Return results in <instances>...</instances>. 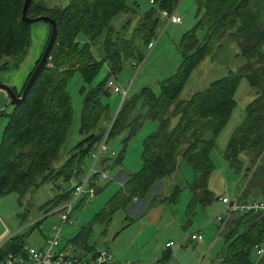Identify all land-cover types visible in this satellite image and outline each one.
<instances>
[{
	"label": "trees",
	"instance_id": "obj_1",
	"mask_svg": "<svg viewBox=\"0 0 264 264\" xmlns=\"http://www.w3.org/2000/svg\"><path fill=\"white\" fill-rule=\"evenodd\" d=\"M24 1L0 0V71L17 67L27 54L31 25L21 21ZM180 1L151 0L157 10L151 8L139 18L138 26L131 27L133 20L129 16H136L137 5H128V0H69L63 8H48L31 0L27 16L51 18L57 35L45 67L23 100L12 106L10 113L2 114L7 121L0 138L1 197L12 193L22 197L46 180L62 179L66 183L73 178L76 184L50 201L52 207L67 202L82 182L78 181V169L83 159L96 149L108 128L107 142L127 130L121 141L122 151L114 160L115 165H120L128 141L144 122L152 121L156 123L155 129L141 142L140 169L125 177L120 189L93 220L108 223L116 210L126 209L136 199H147L154 185L171 177L182 163L190 167L193 175L187 184L192 192L191 201L206 207L213 199L207 189L214 169L209 155L235 105L233 94L239 78L244 76L255 95L245 106L242 121L228 139L222 159L234 173H240L243 167L239 156L246 154L249 166L244 170L245 186L238 198L264 202V22L255 12L262 0H195V23L180 37L181 62L175 73L158 82L157 94L143 87L135 95L126 96L110 127H100L102 119L110 116L109 105L102 101L110 94L106 81L121 70L124 61L137 64L143 60L139 47L147 49L156 36L158 12H172ZM121 14L128 17L121 18L123 25L117 28L112 21ZM200 30H204L202 40L198 39ZM223 37L236 43L245 60L241 72H229L210 82L204 91L179 100L191 74ZM42 54L21 89L11 87L15 95L21 96ZM103 64L107 65V76L90 86ZM76 73L89 86L88 90L80 89L84 94L78 129L82 139L59 163L73 117L68 82ZM93 176L88 185L91 189L97 174ZM255 191L256 195H252ZM223 227H218L219 235L226 230L219 264H254L250 253L264 242V212L232 215ZM89 228L80 227L70 242L84 245ZM24 245L23 234L6 241L0 246V262L8 254L22 253ZM84 249L89 252L94 247ZM170 253L166 248L153 264H164Z\"/></svg>",
	"mask_w": 264,
	"mask_h": 264
},
{
	"label": "rangeland",
	"instance_id": "obj_2",
	"mask_svg": "<svg viewBox=\"0 0 264 264\" xmlns=\"http://www.w3.org/2000/svg\"><path fill=\"white\" fill-rule=\"evenodd\" d=\"M38 1L48 8H63L69 2V0ZM150 1L128 0V5H137L136 16L134 18L129 16L131 21L133 20L131 27H135L139 18L151 8L157 10L156 4H151ZM262 3L259 4L255 12H258L264 22V0ZM195 12V0H181L177 6V15L181 18V23L167 25L165 28L161 22L158 24L156 28L158 39L154 48L148 51L143 46L139 47V51L144 57L141 62L137 63L138 70L133 68L132 62L124 61L121 70L110 77L118 87L127 90V97L135 95L143 87H149L152 92L157 94L158 82L175 73L181 62L179 40L184 32L193 27ZM126 17L128 16L121 14L112 21V24L120 28L123 25H120L122 19L126 20ZM49 34V23L37 22L31 25L29 47L25 58L17 67L0 71V84L10 88L15 87L17 91L21 89L26 81L27 73L32 71L35 62L42 54ZM203 37L204 30H200L198 39L202 40ZM3 61L9 62V59ZM244 63L245 60L240 56L236 43L230 37H223L219 46L213 47L211 53L204 57L191 74L179 100H187L194 93L204 91L210 82L226 77L229 72H241ZM107 74V65L103 64L90 86L103 80ZM7 82H12V84L8 85ZM81 87H84L85 90L89 88L88 85L81 82L76 73L68 82L73 117L70 131L58 157L59 163L71 154L73 147L82 139L78 132L81 104L84 97L83 92H80ZM0 91L7 94L3 89ZM107 92L110 93L108 90ZM254 95L255 90L248 86L244 76L240 77L233 94L235 105L226 124L215 138L213 149L209 155L214 169L207 181V189L213 194L212 202L208 206L204 208L196 201H191L192 192L187 184L191 182L193 175L190 167L182 163L171 177L158 181L154 185L147 199L142 201L136 199L126 209L116 210L108 223L93 220L110 197L120 189L121 181L129 173H135L140 169L141 142L156 127L155 122L146 121L136 135L128 141L120 165H115L114 160L122 151L121 141L126 136L127 130L125 129L107 142L110 152H114L115 156H102L93 167L94 170L103 171L108 178L104 180L96 176L93 188L95 195L92 198L84 199V201L82 200L86 196L82 195L73 203L69 223L61 226L60 245L63 246V249H67L68 240L78 232L80 227L89 226L85 246L78 245L83 250L85 247L102 248L114 258L123 261L153 264L162 257L165 243L172 241L176 246L171 248V253L164 264H219L223 239L218 232L219 225L211 223L210 219L218 215L222 209V206L217 202L218 196L224 194L228 198H233L244 188L243 174L246 166H249L246 154L240 155L241 168H243L240 173H234L233 169L223 161L222 154L233 130L242 121L245 106L254 98ZM7 101L5 107L0 108V138L7 121L6 116L2 114H8L12 110L10 99ZM102 101L109 105L110 116L102 119L100 127L108 128L118 111L121 97L118 94L110 93L103 97ZM174 122L175 120L172 121V124ZM92 160L90 157L83 159L82 165L78 169V176H80L78 181H83L86 178L93 163ZM75 184L76 181L73 178L66 183H63L62 179L53 182L46 180L22 197H18L14 193L9 194L0 200V213L8 224H10V220H17L19 224L25 223L27 218H32L39 211L40 207L46 208L52 205L53 203L50 201L56 198V194L63 189L72 188ZM256 193L255 191L252 195H256ZM173 194L175 195L172 200ZM60 205L64 206V203ZM49 210L40 211L38 214L41 219L43 218L38 225L41 228L36 229L33 235L38 236L41 233L46 235L52 232L53 236V225L59 226L60 222L58 219L56 221L57 215L47 214ZM10 217L12 219H9ZM205 221H207L206 226L204 224V227L199 229L202 237L197 240L191 234L194 233L193 231L198 225L201 226ZM114 236H116L115 240L112 239ZM25 242L32 243L28 236L25 237ZM67 252L70 255L76 254L70 249H67ZM250 259L254 264H264V254L257 256L255 249L251 251Z\"/></svg>",
	"mask_w": 264,
	"mask_h": 264
},
{
	"label": "built area",
	"instance_id": "obj_3",
	"mask_svg": "<svg viewBox=\"0 0 264 264\" xmlns=\"http://www.w3.org/2000/svg\"><path fill=\"white\" fill-rule=\"evenodd\" d=\"M160 22L164 24V28L167 25H177L181 23V18L177 15V8L172 12L161 10L158 12ZM158 37L152 38L148 45L147 50L151 51ZM135 70H138L139 66L136 63L132 64ZM105 88L111 94H118L121 97V101L118 110L127 96V90L118 87L113 79L109 78L106 81ZM118 112V111H117ZM117 114V113H116ZM116 116V115H115ZM113 117V120L115 118ZM112 120V121H113ZM111 121V123H112ZM110 123V125H111ZM110 127V126H109ZM109 130V128H108ZM108 130L96 149L90 153L89 157L93 159V163L86 178L81 182L80 185L76 186L71 199L64 203V206L59 205L57 214L59 217V226H53V236L47 239L44 245L40 248H36L30 245H24L22 253L20 254H8L0 264H142L138 261H117L108 251L100 248L89 252H83L78 254H67L64 251L59 250V243L61 239V226L65 223H69V216L72 213L73 203L78 200L82 195L86 196V199L94 196L93 189L89 188L88 185L94 174H97L101 179L106 180L108 177L103 171L94 170L93 165L102 156L110 155L115 156L114 152H110L107 146V134ZM217 202L222 206V211L210 219L213 224H218L219 228H223L226 221L232 215L246 214V213H263L264 202L261 200H239L238 195L233 198H228L226 195H220L217 197ZM193 237L197 240L201 239V231L194 232ZM176 246L174 242H168L165 248L171 249ZM255 254L262 256L264 254V242L255 248Z\"/></svg>",
	"mask_w": 264,
	"mask_h": 264
},
{
	"label": "crops",
	"instance_id": "obj_4",
	"mask_svg": "<svg viewBox=\"0 0 264 264\" xmlns=\"http://www.w3.org/2000/svg\"><path fill=\"white\" fill-rule=\"evenodd\" d=\"M37 23V22H36ZM34 24V23H33ZM32 25V24H31ZM31 27V26H30ZM49 38V37H48ZM29 73H27L28 75ZM26 75V76H27ZM7 84H12L7 82ZM12 86V85H10ZM15 88V87H14ZM7 99H9V96L3 92V91H0V108H3L5 107L6 103L8 102ZM123 181V180H122ZM121 181V183H122ZM224 195V194H222ZM7 197V196H5ZM3 197L0 196V200L2 199ZM134 203H137V202H134ZM52 205L48 206V207H40L39 211L37 213L34 214V216L32 218H27L26 222L25 223H18L17 220H10V224L6 223L4 217L2 216V214L0 213V246H2L6 241H9L10 239L14 238L15 236L17 235H21L23 234L24 235V243L26 245H30V246H33V247H36V248H40L44 245L45 241L47 239H49L51 236H52V232L46 234V235H42L39 234L38 236H35L33 235V233L36 231V229H40L41 227L38 226L40 225L42 219L39 217V213L40 211L42 212H45L47 209H50L48 211V215H57L56 216V221L57 219L59 220V217H58V214H57V210H58V207H52ZM43 208V209H42ZM205 208V207H204ZM222 211V209H221ZM220 211V212H221ZM46 218V217H44ZM9 219H12V217H10ZM24 220V219H23ZM208 220V219H207ZM23 222V221H22ZM206 223L207 221H205V223H202V225H198L197 228L193 231V232H196L198 231L199 229H201V227H204V224L206 226ZM209 223V222H208ZM55 226V225H53ZM117 235V234H116ZM28 236V239H30L32 241L31 244L25 242V237ZM115 237L114 236L112 239L115 240ZM71 239V238H70ZM70 239L68 240V243H67V249H70L72 252L78 254V253H83L84 251H86L87 249H81L78 245H74L72 242H70ZM113 241V240H112ZM169 242H172V241H169ZM168 242L165 243V245L167 244ZM89 248V247H88ZM67 249H63V246L60 245L59 243V250L61 251H64L66 252L67 254H69L67 252ZM166 249V248H165ZM83 250V251H82ZM171 250V249H170ZM117 261H123V260H120V259H117L115 258ZM139 262V261H138Z\"/></svg>",
	"mask_w": 264,
	"mask_h": 264
},
{
	"label": "water",
	"instance_id": "obj_5",
	"mask_svg": "<svg viewBox=\"0 0 264 264\" xmlns=\"http://www.w3.org/2000/svg\"><path fill=\"white\" fill-rule=\"evenodd\" d=\"M30 2H31V0H25L24 1L23 9L21 12V21L25 24H28V25H31V24L36 23V22H47L50 24V35H49V38H48V41L46 44V48L42 54V57H41L39 63L37 64V66L34 68L33 72L31 73V75H30V77L26 83V86L21 93V96L15 95L12 92L10 87H7L5 85L0 84V89H3L7 92L9 99H10V105L11 106L18 105L23 100L28 89L30 88L32 83L36 80V78L41 73L43 68L45 67L46 61H47L49 53H50V50L53 46V43H54V41L56 39V35H57L55 22L51 18H49L47 16H38L35 18H30L27 16V10H28ZM225 232H226V230H224V232L221 234V236H223Z\"/></svg>",
	"mask_w": 264,
	"mask_h": 264
}]
</instances>
